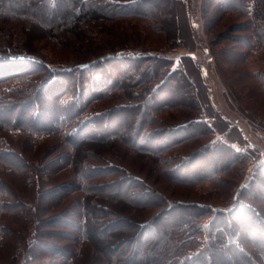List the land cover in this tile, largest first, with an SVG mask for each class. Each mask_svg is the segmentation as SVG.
<instances>
[{
  "label": "trees",
  "instance_id": "obj_1",
  "mask_svg": "<svg viewBox=\"0 0 264 264\" xmlns=\"http://www.w3.org/2000/svg\"><path fill=\"white\" fill-rule=\"evenodd\" d=\"M218 2L223 9L222 12L249 16L245 24L234 21L228 30L235 33L242 28L249 29L253 33L252 42L259 49H264V0H218ZM162 6L155 0H0V166L7 174L19 173L21 169V172H27V178L29 177L31 181L35 164L32 161V154L28 151L30 147L36 146L35 143L40 139L53 136L71 145L73 150L71 155L64 149L50 153L62 147L58 146V143L50 145L48 149L50 154L48 153L41 161L47 163L49 159L54 161L63 159L62 161L68 162L77 173V184L67 182V186L71 188L68 189L66 186L61 188L64 192L59 196V200L73 191L84 192L85 196L81 200L77 196L81 202L77 207L81 210L83 221L81 223L74 220L69 213H59L52 214L46 219L41 218L37 222L40 225L43 223L46 226L62 225L63 228L79 230L82 234L81 239L89 242L95 252L91 256L93 259L90 264H94L96 258H100L99 264H262V262L264 264L263 175L256 172V176L240 189L234 206L221 209L201 203L173 202L155 185L129 168L120 163L109 162L103 155L91 150L87 152L81 150V147L88 143L116 145L122 142L127 153L136 151L141 158L148 159L152 165L162 169L169 180H179L186 185L194 184L197 180L195 178L183 180L177 173L202 150L224 144L231 152L233 151L229 157L235 158L234 161L241 164L245 161L241 151L236 150L231 142L221 139L213 140L204 146L200 145L183 155L172 154L171 151L175 147L192 141L187 139V133L186 136L182 134L179 139L162 147H148L158 134L166 131L168 135H173L190 126L203 130L206 136L215 134L216 115L202 114L205 108L194 89V84V105H174L176 102L162 104L169 110L180 106L188 112L183 120L178 122L175 120V124L169 122L170 116L168 120H160L150 112L145 117L136 116L137 114L124 117L123 124L129 126L134 124L133 128H128L126 136H121L118 131L102 136H94L90 132L91 124H100L111 117L112 113L121 111L123 107L138 113L142 106L150 104L167 78L176 75L180 78L186 76L182 63L175 66V60L157 54H126V49L132 48L126 44L132 39L115 42L109 47L102 44L104 41L98 35L88 34L95 23L115 22L128 18L152 20L154 28L163 29L168 15L171 18H174V15L173 9L165 11ZM247 23L249 24L246 25ZM12 28L18 29L19 32H12ZM33 30L42 33L45 39L53 40L56 46L59 43L58 46L62 48H73L81 57L76 59L72 66H66L67 68L53 64L39 53L35 45L31 44V48L27 46L29 41L27 39ZM19 33L23 34L24 38ZM232 39L241 38L232 36ZM225 51L227 50L221 51V55L226 54L225 58L228 54L232 57L237 56L233 54L237 50L224 53ZM192 57L190 54L184 56L188 59ZM148 60L156 61V64L148 70L149 66L142 67V71L133 81V84L144 81L141 86H145L136 97L143 95L148 98L143 102H139L133 94L131 98L130 90L125 89L129 87L128 81L134 73L129 76L121 74L120 84L125 83V88L121 90L123 102L108 110L90 114L87 102L112 96L117 83L115 79L107 78L104 74V65L107 62L131 63L136 72L141 63ZM160 60L173 62L160 69L157 68L162 64H159ZM231 60L235 62L234 59ZM114 70L117 74L121 72L116 67ZM90 74L92 81L99 86L103 85V91L95 92L93 89L91 95L86 98L84 95L89 88L82 86V80L86 82ZM259 76L264 79V74ZM181 81L186 82L183 78ZM108 82L109 84L105 85ZM92 86L95 88L94 84ZM127 99L134 102L128 105L125 103ZM221 134L224 135L225 132ZM37 154L40 155V151L35 156ZM52 154L55 155L51 157ZM232 163L233 160L226 168H230ZM262 167L264 168V164ZM219 174L212 171L208 179L216 180ZM26 186L23 188L25 192L29 189L27 184ZM13 190L4 181L0 182V234L4 236L8 231L14 239L21 238L26 241L25 226L33 224L32 217L36 214L27 201L30 192L18 194ZM43 193L46 194L48 191L44 190ZM147 208H160L161 211L146 220L135 217L134 212H141ZM126 209L128 212L131 211V216L134 214V218L130 214L129 217L124 216ZM176 210L186 215L189 212V221L183 224L175 222L169 227L159 222L158 219L163 213H173ZM39 215L42 216L38 213L37 216ZM208 215L213 216L209 223L204 220ZM221 217L229 219L225 225H221L222 220H219ZM175 219L179 222L183 218L178 215ZM42 233L34 234L33 252L41 250L39 253H45L44 256L54 257L53 264H70L73 261V253L69 248L60 242L58 244L46 240L47 236L53 237L51 235L53 231L46 230ZM14 261L9 264H15Z\"/></svg>",
  "mask_w": 264,
  "mask_h": 264
},
{
  "label": "rangeland",
  "instance_id": "obj_2",
  "mask_svg": "<svg viewBox=\"0 0 264 264\" xmlns=\"http://www.w3.org/2000/svg\"><path fill=\"white\" fill-rule=\"evenodd\" d=\"M171 1L155 0L156 3L163 5V10L170 9L171 11L173 9L174 18L168 15L163 29L154 28L152 20L128 18L119 19L115 22L95 23L90 28L88 34L98 35L104 41L102 44L109 47L115 42L132 39V41L129 40L126 44L132 47L131 49H126V54H157L164 58L175 60V66L182 63L181 65L187 73L182 78L187 83L181 81L182 78L179 75L169 77L161 89L158 90V93L153 96L151 102H149L150 104H146L145 107L142 106L138 113L131 112L128 107H123L121 111H117L116 114L112 113L111 117L100 124H91L89 130L94 136H102L105 133H112L114 131L120 132L121 136H126L128 128H133L134 124L130 126L123 124V118L132 114H137L136 116L143 115L145 117L150 112L159 117L160 120H168L170 116L169 122L175 124V120L177 122L183 120L184 115L188 112L186 109H181L180 106L172 108V111V109L164 108L163 105L170 104L171 102L173 104L176 102L174 105H194V84V89H196L201 104L205 108L202 114L216 115L215 134L213 136H206L203 130H200L196 126H190L177 131L173 135H168L166 131L162 132L151 140L148 147H162L168 142L171 143L173 140L179 139L182 134L186 136L185 133H187V139L192 141L175 147L171 151L172 154L183 155L200 145L204 146L213 140L221 139L225 142H231L236 150L241 151L245 161L241 164L234 161L235 158L229 157L230 154H233V151L231 152L224 144H217L214 148L202 150L201 153L177 173V175L182 176L183 180L188 181L194 178L197 180L194 184L186 185L179 180H169L165 177L162 169L152 165L148 159L141 158L136 151L132 150L127 153L125 147L121 144L122 142L115 143L116 145L88 143L82 146L81 150L84 152L91 150L103 155L109 162L120 163L129 168L152 185H155L160 192L173 202L201 203L216 208L228 209L234 206L235 198L240 189L256 176V172L258 175L264 176V173H262L264 170L262 167V164H264V79H261L259 76V74H264V49H259L252 42L253 33L249 29L244 30L242 28L235 33H231L228 30V27L234 21L245 24L248 21V15L222 12L223 9H221L218 0ZM12 32L18 33L19 30L12 28ZM19 35L24 38L23 34L19 33ZM42 36L43 34L37 30L31 31L27 39L29 40L27 41V46L31 48V44L35 45L39 53L46 56L48 61L53 64L67 68L66 66H72L76 62L75 60L81 57L73 48H62L58 46L59 43L56 46L53 40L45 39ZM232 36L241 39L233 40ZM135 39H138V41H135ZM222 50H237L233 52L237 56L232 57L228 54L225 58L226 54L221 55ZM188 54L193 56L192 59L184 58ZM231 59H234L235 62ZM161 61H159V64L162 63L161 66L159 65L157 68L161 69L164 65H169L170 62H173ZM154 64H156V61H145L134 72L131 63L122 61L107 62L104 65V74L107 78L115 79L117 83L113 89L112 96L102 97L94 101L91 99L90 102H87L90 114H94L95 111L102 112L108 110L116 104L123 102L121 90L125 88V83L120 84L121 77L119 75L121 74L129 76L134 73L128 81L129 87L127 86L128 88L125 90H130L131 98L132 94L136 97L145 86H141V83L144 81L133 84L134 77L138 76L142 71V67L146 68V66H149L147 67L148 70ZM115 67L120 69L121 72L119 74L115 72ZM91 76V74L87 76L88 80L86 79V82L84 79L82 80V86L89 88L85 92L86 96L84 95L86 98L91 95L93 89L96 90L95 92L103 91V85H97L94 80H91ZM74 77L77 79V76L74 75ZM92 84H94L95 88H92ZM107 84L109 82L105 85ZM146 98L148 97H144L143 95L136 97L139 102H143ZM132 102L134 101L125 100V103L128 105H131ZM160 108L163 109L160 110ZM222 132H225V134L222 135ZM193 139L198 140L195 141ZM23 140L26 142L25 138ZM62 141L61 138L55 136L45 137L44 140L40 139L35 143L36 146L28 149L30 154H32L33 164H35L31 181L29 177L27 178V172H21V169L19 173L7 174L5 173L6 170H2L3 167L0 166V182L4 181L7 186L14 189L13 191L16 190L18 194L30 192L27 201L30 202L29 206L36 214L32 217L33 224L28 225L30 227L24 225L27 235L26 241L21 238L14 239L8 231H6L7 233L5 232L4 236L0 234V264H9L15 259V264H40V262L42 264L45 262V264H53L52 262H55V258L44 256L45 253L41 252L43 256L40 259L41 253L39 252L41 250L37 251V246L34 248L36 252H33V244L35 243L34 234L36 232L43 234L42 232L46 230L54 232L51 233L53 237L47 236L48 239L46 240L58 244L60 242L73 253V261L70 264H90L91 259H93L91 256L95 252L92 245L81 239L82 234L79 230L63 228L62 225L52 226L48 224L46 226L44 223L40 225L37 222L41 218L46 219L51 217L52 214L59 213H69L70 217L74 220H79L81 223L83 221L81 210H79L77 205L81 203L80 200L85 196L84 192L73 191L61 201L59 200V196H62L64 192L61 188L65 186L68 189L71 188L67 186V182L77 184V173L72 170L68 162L62 161L63 159L58 161L49 159L47 163H42L41 161L46 158L45 156H48L50 145L56 143H58V146L62 145V147L50 151V153H57L58 150L64 149L71 155L73 153L71 145H67ZM39 151L40 155L37 154L35 156ZM54 155L52 154L51 157ZM232 160L231 167L226 168ZM227 162L229 163L227 164ZM212 171L220 173L216 180L208 179V175ZM1 178H4V180ZM25 183L29 187L26 192L23 189L27 187ZM56 186L58 187L56 188ZM44 190H47L48 193L44 194ZM77 196H79L80 200ZM127 210H124V216L129 217V214L131 216V211L128 212ZM160 211V208H147L141 212H134V214L136 218L146 220L157 215ZM38 213L42 216L39 215L38 217ZM189 214V212L186 215V213L176 210L173 213H163L158 220L165 227H169L175 222L183 224L185 221H189ZM133 215L131 216L132 218H134ZM178 215H181L183 218L179 222L175 219ZM212 218V215H208L204 220L209 223ZM219 220H222L220 222L221 225H225L229 219L221 217ZM57 231L58 233H56ZM109 236L111 237L112 235L109 234ZM34 254L38 259L34 257ZM94 261V264H99L100 258H96Z\"/></svg>",
  "mask_w": 264,
  "mask_h": 264
}]
</instances>
